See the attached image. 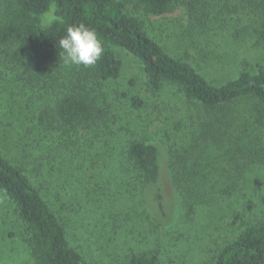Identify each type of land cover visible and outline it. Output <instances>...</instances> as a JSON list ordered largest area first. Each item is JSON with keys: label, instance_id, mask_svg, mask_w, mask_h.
I'll use <instances>...</instances> for the list:
<instances>
[{"label": "rangeland", "instance_id": "rangeland-1", "mask_svg": "<svg viewBox=\"0 0 264 264\" xmlns=\"http://www.w3.org/2000/svg\"><path fill=\"white\" fill-rule=\"evenodd\" d=\"M2 3L0 0V8ZM231 3L234 5L236 0H179L159 15L134 9L131 4L126 5V11L141 20L147 33L167 52L190 62L209 81L220 83L235 77L243 65L251 69L264 58L263 9L255 13L246 9L229 13L224 5ZM54 19L52 4L41 16V23L46 26ZM102 45L121 60L119 79H97L93 75L94 65H66L63 54L40 67L39 77L32 81L22 77L21 69H0V152L41 181L43 192L53 203L61 205L69 241L88 260L123 264L131 251L161 248L160 264H211L219 249L249 222L264 216V107L243 99L228 104L229 112L224 115L188 102L174 85L155 92L147 83L141 63L131 53L111 44ZM68 93L83 94L104 113L115 115L114 127L120 129L121 142L135 138L158 143L162 138L167 140L166 132L176 125L181 144L187 145L190 140L184 137L189 134L187 125L193 117L198 127L191 130L202 124L209 133L191 149L195 155L187 154V163H199L201 168L210 169L212 176L221 178L231 177L232 173L234 177L241 171L245 185L220 202L196 205L193 224L185 225L186 235L191 238L185 240L169 238L163 230L172 227L178 211L168 173L169 153L163 149L157 183L150 190L141 191L129 181L128 197L120 187L102 192L84 186L88 185L84 176L90 175L91 170L84 174L79 170L65 172L68 180H64L49 165L36 169L38 161L35 162L34 155L46 151L24 132L35 128L43 109H51L57 98ZM133 96L144 101L141 108L130 106ZM258 114L262 119L256 122ZM233 130H238L243 146L241 155H234L227 146L214 144L219 137L229 142ZM78 133L91 136L95 130L79 129ZM258 135L259 143L255 142ZM167 142L173 145L171 140ZM254 144L261 149L252 157ZM61 167L64 169L63 164ZM67 170L66 166L64 171ZM27 236L13 204L0 192V264H35Z\"/></svg>", "mask_w": 264, "mask_h": 264}, {"label": "trees", "instance_id": "trees-1", "mask_svg": "<svg viewBox=\"0 0 264 264\" xmlns=\"http://www.w3.org/2000/svg\"><path fill=\"white\" fill-rule=\"evenodd\" d=\"M177 1L3 0L0 8V69H21L22 77L32 81L39 77L40 67L63 54L58 40L66 28L84 23L95 30L101 42L131 53L141 63L147 83L155 92L166 85H174L188 102L224 115L229 112L227 105L238 100H254L264 107V58L251 69L243 65L233 78L213 83L190 62L167 52L147 33L144 23L126 11V5L131 4L134 9L159 15ZM52 4L55 5L56 19L43 26L41 16ZM242 9L250 13L264 11V0H236L234 5H224V10L229 13H238ZM121 71L122 62L110 49L103 51L93 67V75L104 81L119 79ZM143 103L138 96L130 98V106L134 109L141 108ZM116 118L98 109L94 101L83 94L68 93L57 98L51 109L45 108L39 114L35 128L29 127L24 132L26 137L41 143L46 151L34 155L40 167L36 169L49 165L51 169L58 170L64 180H68L65 172L79 170L84 174L91 170L90 175L84 176L88 184L84 186L102 192L120 187L128 197L131 195L127 191L129 181L141 191L150 190L157 183L163 149L169 153L168 173L178 209L172 227L163 230L169 238L183 237L185 240L191 238L186 235L188 229L185 225L193 224L196 205L220 202L245 185L244 177H240L241 171L234 177L232 173L231 177L221 178L212 176V171L201 168L199 163L197 166L187 163V154H191L199 139H206L209 133L202 124L197 128L200 131H192V127H198V121L193 117L187 125L189 134L183 136L184 140H190L189 147L181 144L176 125L166 132L172 146L164 138L158 143L135 138L121 142L120 129L114 127ZM261 119V114H258L255 121ZM89 128H93L95 134L79 136L82 135L78 133L79 129ZM236 131L233 130L229 142L219 137L214 144L227 146L234 155H241L243 146ZM260 141L258 135L255 142ZM116 143L121 145L116 147ZM254 146L252 157L261 149L257 144ZM231 155L229 157H233ZM62 164L69 170L64 171ZM0 192L11 201L26 227V241L35 264H101L85 258L69 241L68 224L63 218L61 205L53 203L43 192L41 181L34 179L2 152ZM159 245L162 246L160 240ZM160 251L161 248L131 251L123 264H160ZM211 264H264V216L249 222L219 249Z\"/></svg>", "mask_w": 264, "mask_h": 264}, {"label": "clouds", "instance_id": "clouds-1", "mask_svg": "<svg viewBox=\"0 0 264 264\" xmlns=\"http://www.w3.org/2000/svg\"><path fill=\"white\" fill-rule=\"evenodd\" d=\"M66 65L93 66L100 59L104 48L94 29L84 23L70 25L58 40Z\"/></svg>", "mask_w": 264, "mask_h": 264}]
</instances>
